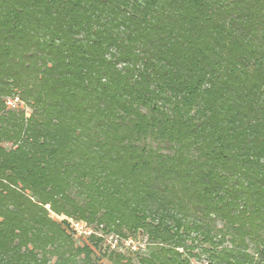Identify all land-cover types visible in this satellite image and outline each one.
<instances>
[{"label": "trees", "instance_id": "obj_1", "mask_svg": "<svg viewBox=\"0 0 264 264\" xmlns=\"http://www.w3.org/2000/svg\"><path fill=\"white\" fill-rule=\"evenodd\" d=\"M104 258L264 264V0H0V264Z\"/></svg>", "mask_w": 264, "mask_h": 264}, {"label": "built area", "instance_id": "obj_2", "mask_svg": "<svg viewBox=\"0 0 264 264\" xmlns=\"http://www.w3.org/2000/svg\"><path fill=\"white\" fill-rule=\"evenodd\" d=\"M11 103L14 104L12 101H11ZM71 223H72V227L76 231L77 235H82V234L86 235V234H90L93 231L92 228L89 227L88 225H86V223L83 221L71 220ZM112 239H114V240H112ZM109 241L111 242L112 247H115V244L118 241V239H117V237L112 236V237H110ZM125 244L127 246H130V248L133 250H137L140 247H143L142 244H140L138 241H135L132 238L127 239L125 241ZM202 264H207V262H204Z\"/></svg>", "mask_w": 264, "mask_h": 264}, {"label": "rangeland", "instance_id": "obj_3", "mask_svg": "<svg viewBox=\"0 0 264 264\" xmlns=\"http://www.w3.org/2000/svg\"><path fill=\"white\" fill-rule=\"evenodd\" d=\"M63 217L62 216H59L58 217V219H62ZM78 236V235H77ZM110 238V237H109ZM80 242L82 241V240H79ZM79 241H78V243H79ZM199 251H201V249L199 248V249H196L195 250V252L197 253V252H199ZM257 258L259 257V256H256ZM204 258H207V254H204L203 256H202V258H200V259H204ZM195 261H196V258H193ZM104 261H105V263H109V260L107 259V258H104L103 259Z\"/></svg>", "mask_w": 264, "mask_h": 264}]
</instances>
